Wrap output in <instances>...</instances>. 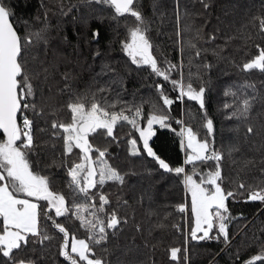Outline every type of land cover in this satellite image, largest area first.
<instances>
[{"label": "trees", "instance_id": "trees-1", "mask_svg": "<svg viewBox=\"0 0 264 264\" xmlns=\"http://www.w3.org/2000/svg\"><path fill=\"white\" fill-rule=\"evenodd\" d=\"M0 10L17 34L16 107L4 129L24 120L30 133L18 145V132L0 128L24 189L0 171L12 195L35 201L37 226L6 252L0 244V264H86L71 238L100 264H264V0H131L125 10L112 0H0ZM132 30L162 75L132 53ZM191 87L200 103L183 91ZM81 102L112 121L84 133L87 154L63 129ZM150 114L167 119L143 146L134 125ZM180 122L208 157L184 163ZM188 177L212 199L204 230L193 231Z\"/></svg>", "mask_w": 264, "mask_h": 264}, {"label": "rangeland", "instance_id": "rangeland-1", "mask_svg": "<svg viewBox=\"0 0 264 264\" xmlns=\"http://www.w3.org/2000/svg\"><path fill=\"white\" fill-rule=\"evenodd\" d=\"M23 1V0H22ZM27 1V0H26ZM19 21V19H18ZM21 24H23L24 28L28 29V24H30L25 18L24 20L20 21ZM31 29L33 26L30 24ZM29 38V37H28ZM129 48L131 49L132 53L137 55L142 62L147 63L151 68H157V71L160 72V74H163V70L160 65H158L157 60L151 56L148 45L146 43L145 38H143V35L140 31L132 30L131 35L129 38ZM59 50V49H58ZM25 58L22 59V67L26 68V66H30L32 61L29 59L32 52L28 50L27 47H25ZM46 67H50L49 63L45 62L44 64ZM47 69V68H46ZM183 91L189 96L194 98L198 103L201 102V90L196 88H187L183 89ZM163 102L166 104L167 100L163 98ZM82 102L81 104H77L75 106L74 111V121L63 126L64 130H67L66 133L68 135H71L69 138L71 140V143L76 145L84 154H87L88 151V145L86 142V138L84 133H79L77 130V125L81 121L85 120H92L93 124L91 126V130L94 127L101 126L104 127V131H109L111 128L112 121L105 120L102 118L95 117L94 114H90L87 111H82ZM102 115V114H101ZM167 118L163 116H157L150 114L148 117L144 120L143 124L140 125L139 123H135L134 127L136 131L139 133L138 138L143 146H146V141L149 138V134L152 130V126L155 123L162 122ZM19 127V130H18ZM18 130V131H17ZM29 126L28 124L23 120L22 124L17 127H11L10 131L2 129L1 135H17V132L19 133V142L18 145H25L28 144L30 141V133H29ZM179 130L181 132V138L183 145L187 149V153L184 158V163L191 161L192 159H198V158H206L208 157L209 153L204 151L206 148L205 146L197 141L194 134L188 129V127L181 122L179 123ZM21 134V135H20ZM2 137V136H1ZM16 137V136H15ZM11 138V137H10ZM11 141V140H10ZM17 142H14L16 144ZM14 145H12L13 147ZM14 147H17L16 145ZM10 152L5 145L4 141L0 140V170L6 169V175L7 179L10 182V184H13V186L16 188V190L20 191L21 188L24 189V185H21L19 178H17L14 175V171L12 168V162L11 157L9 158ZM26 160L30 161V163L26 162L28 165L29 171L32 173L34 172L33 169V162L30 157V155H25ZM6 162V164H5ZM24 176H26L28 180L33 179L31 175L28 176L27 173H24ZM89 177V174L85 173L84 178ZM186 184V191H187V199L190 205V208L192 210L193 216H194V226L193 231L197 230H204L205 224L208 223V215L206 212L207 205L211 204L212 199L211 196L205 195V190L202 188V186L199 184V181H197L194 177L185 178ZM28 190V189H26ZM21 192V191H20ZM260 194L257 192L252 193V191L247 192V196L249 199H255L258 198ZM33 201V200H32ZM32 201L24 200L22 196H14L9 191L7 184L3 180L2 172L0 171V218L2 224H8L11 226H18L20 222L24 224L26 227V222L28 219V225L33 226L34 232L37 229L36 226V207L35 204ZM184 206H181V209H183ZM217 213V212H215ZM219 217V214L217 215ZM19 231V230H18ZM18 231L9 230L8 228H5L2 234H0V244L2 246V252L8 251V248L17 242L18 239H22L23 235H19ZM6 246V247H5ZM69 248L71 251L82 254L84 249V241L82 239L77 238H71V241L69 243ZM85 250V249H84ZM175 248L170 249L171 256L174 255ZM85 259L86 264H100L98 260L89 259L85 255H83Z\"/></svg>", "mask_w": 264, "mask_h": 264}, {"label": "water", "instance_id": "water-1", "mask_svg": "<svg viewBox=\"0 0 264 264\" xmlns=\"http://www.w3.org/2000/svg\"><path fill=\"white\" fill-rule=\"evenodd\" d=\"M112 1L125 10L131 0ZM16 56L17 34L8 17L0 10V128L3 129L11 125L16 107L14 86ZM92 124V120L81 121L77 125V130L80 133L88 132ZM255 257L261 256H251L248 261L251 262Z\"/></svg>", "mask_w": 264, "mask_h": 264}, {"label": "crops", "instance_id": "crops-1", "mask_svg": "<svg viewBox=\"0 0 264 264\" xmlns=\"http://www.w3.org/2000/svg\"><path fill=\"white\" fill-rule=\"evenodd\" d=\"M24 200H28V201H32V199H29V198H26V197H23ZM34 204H35V201H32ZM35 207H36V204H35ZM28 219H27V222H26V227L24 226V224L22 222L19 223L18 226L14 227V226H11V225H8V224H3L6 226V228H8L9 230H13V231H18L19 232V235H23L24 233H34V229H33V226H29L28 225ZM71 241V240H70ZM14 244H12L10 247H12ZM85 246V244H84ZM6 247V246H5ZM9 247V248H10ZM8 248V249H9ZM70 249V248H69ZM71 251V250H70ZM73 252V251H72ZM75 253V252H74ZM80 258H82L84 261L85 259L83 258L84 256V249H83V252L82 254H78L76 253Z\"/></svg>", "mask_w": 264, "mask_h": 264}]
</instances>
